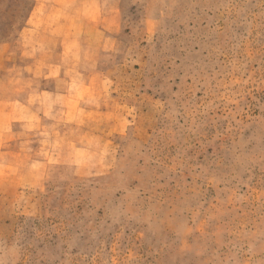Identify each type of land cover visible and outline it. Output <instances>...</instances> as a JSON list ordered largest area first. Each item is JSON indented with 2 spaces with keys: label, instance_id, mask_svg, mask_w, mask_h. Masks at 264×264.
<instances>
[{
  "label": "rangeland",
  "instance_id": "rangeland-1",
  "mask_svg": "<svg viewBox=\"0 0 264 264\" xmlns=\"http://www.w3.org/2000/svg\"><path fill=\"white\" fill-rule=\"evenodd\" d=\"M56 4L0 0V264H264V0Z\"/></svg>",
  "mask_w": 264,
  "mask_h": 264
},
{
  "label": "crops",
  "instance_id": "crops-1",
  "mask_svg": "<svg viewBox=\"0 0 264 264\" xmlns=\"http://www.w3.org/2000/svg\"><path fill=\"white\" fill-rule=\"evenodd\" d=\"M36 2V6L34 7L33 11H32V14L34 16H36L37 12L36 11H39L38 9H42L44 8V4L49 5L46 9V14L49 13L50 16L54 13H58L61 9H64V6L62 5H58L56 3L60 2V1H63V0H34ZM48 1H50L49 3H47ZM64 1H68V2H77V0H64ZM54 2V3H52ZM36 13V14H35ZM39 16V14L37 15ZM76 16V14H75Z\"/></svg>",
  "mask_w": 264,
  "mask_h": 264
}]
</instances>
